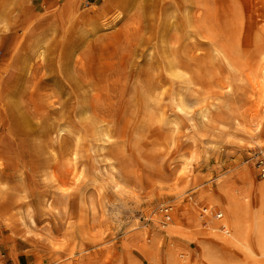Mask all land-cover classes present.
Returning <instances> with one entry per match:
<instances>
[{
    "label": "bare ground",
    "instance_id": "obj_1",
    "mask_svg": "<svg viewBox=\"0 0 264 264\" xmlns=\"http://www.w3.org/2000/svg\"><path fill=\"white\" fill-rule=\"evenodd\" d=\"M80 1L64 0L52 18L65 21L78 10ZM102 2L105 4L101 12L106 15L121 1ZM153 7L156 10L145 31L146 42L159 46L165 64L159 62L157 68L144 64H86L76 52L84 46L88 35L114 26L122 19V14L106 22L99 20V13L84 11L76 19V26L80 25L77 33L81 44L71 50L73 64H60L61 77L57 75L49 85L43 80L31 83L29 76L45 65L36 66L42 59V47L46 41L36 40L30 47L33 64L22 61L25 78H18L22 81L7 97H3L0 91V130H5L10 118L14 119L12 132L7 131L5 139H0V222L13 233L21 232L24 238H43L51 248L60 250L73 234L81 238L92 235L90 220L94 206L89 200L91 196L98 199L111 196L114 201H108L109 205L137 197L143 181L124 161L131 117L138 115L140 120L136 119L145 130L158 131L152 139L145 138L144 142L147 154L160 158L178 151L173 135L179 132L182 121L186 122L183 130L188 131L192 147L203 128L212 132V139L222 136L240 143L242 140L235 134L253 135L262 128L264 111L261 113L256 105L247 119L241 115L220 119V115L223 107H228L223 100L234 93L238 84L250 87L252 97L264 95V0H177ZM6 21L0 17L4 33L12 30ZM87 22L89 26L83 24ZM177 46L183 48V55L175 53ZM147 51L141 53L144 59L151 58ZM116 70L122 77L111 80L110 74ZM223 72L227 75L225 73L226 77L221 78ZM2 82L0 80V90ZM239 85L237 89L241 88ZM117 87H120L121 96H128L124 114L129 112V118L122 126L117 117L118 108L110 102ZM63 96L66 98L62 101ZM13 132L16 133L15 142L8 143ZM20 135L22 139H18ZM195 155L192 149L188 157L178 156L179 165L171 184L149 182H153L159 192L166 191L176 197L179 194L178 181H189L187 174ZM27 159L30 160L29 172L23 165ZM145 163L155 172V177H164L160 166L148 159ZM28 174L39 180L41 190L37 196L33 197L25 188ZM241 178L245 180L247 173ZM259 191L264 197L263 181ZM232 193L231 189L224 191L228 219H222V213L216 212L214 222L202 225L196 220V227L204 228L202 230L213 237L200 246L202 258L212 257L206 250L225 254L244 249L248 256H253L254 250L248 240L252 232L255 246L264 248V223L251 227L248 222L252 202ZM208 200L216 199L210 194ZM73 202L78 218L67 227L60 243L52 242L47 231L43 235L35 232L33 205L42 216H52L60 211L68 212ZM162 212L164 221L160 228L170 235L174 229L172 208L167 206ZM203 213L211 212L205 208ZM179 257L182 259L179 260L173 246L167 248L166 264H189V253Z\"/></svg>",
    "mask_w": 264,
    "mask_h": 264
},
{
    "label": "rangeland",
    "instance_id": "obj_2",
    "mask_svg": "<svg viewBox=\"0 0 264 264\" xmlns=\"http://www.w3.org/2000/svg\"><path fill=\"white\" fill-rule=\"evenodd\" d=\"M22 1L28 2L22 4ZM22 1L2 0L0 2L2 7L0 8V17L7 20L6 22L12 27L10 32L5 33L0 27V80H3L0 91L3 97H7L6 95L12 92L15 85L22 81L18 78L21 76L23 79L25 78L24 68L21 65L33 64L30 47L36 40L46 41L42 47V61L40 60L36 66L45 65L42 70L35 71L29 76L31 83L43 80L44 84L49 85L55 79L54 77L57 75L61 77L60 64H73L71 50L81 44L77 33L80 25L76 26V19L84 11L99 13V20L106 22L117 14H122V19L114 26L105 31L88 35L84 46L76 52L78 56H82L86 64H144L147 67L155 68L159 66V62L165 64L160 56L162 51L158 48L159 46L148 45L146 42L147 26L150 24V16L156 10L154 5L175 3L177 0H120L122 7L120 2L106 15L101 12L105 4L104 2L100 3L101 0L99 4H95L91 0H81L78 2L80 3L77 7L78 10H75L76 12L74 11L65 21L52 18L53 12L64 0L59 2L56 0V4L51 7H48V3L45 4L47 0ZM119 7L120 9H118ZM42 13L44 14L42 15ZM14 17H16L15 20ZM71 20L73 21L71 22ZM83 24L89 26L88 22ZM145 49L148 50L147 54L151 58L144 59L141 53ZM176 49L177 55H183L181 46H177ZM148 73L152 74L151 71ZM225 73L221 74V78L226 77L227 73L226 75ZM110 77L111 80H115L121 78L122 75L116 70L114 74H110ZM238 85L235 87L234 93L228 96L229 98H225V101L223 100V103L228 107H223L220 119L235 115H241L247 119L255 105L261 113L264 111V95L258 94L252 97L250 87L240 84L241 88L237 89ZM120 94V87H117L111 94L110 102L114 104L115 108H118L117 117L122 126L124 121L129 118V112L124 114L128 105L126 100L128 96L124 97ZM65 98L63 96L62 101ZM2 101L5 102L6 99L3 98ZM165 102L168 104V101ZM122 111L123 113H121ZM262 114L263 125L259 132L253 135L235 134L243 143L238 140H226L222 136L212 139L210 138L212 132L203 128L201 135L196 138L195 146L192 147L188 141V131L183 130L186 122L182 121L181 125L183 126L180 125L179 132L173 135L177 146H179L177 147L178 151L174 150L175 152H170L164 158L150 156L146 152L144 141L152 139L158 131L145 130L143 125L140 126L138 115L134 116L139 120L136 119L135 124L133 123L135 127H133L134 118L131 117L129 119L131 124L127 127L126 133L124 161L126 166L136 171L143 181L138 196L127 199L123 203L113 202L114 205L108 204V201H114L111 196H102L99 199L91 196L89 200L93 201L94 211L92 216L90 215L92 230L90 239L73 234L60 250L51 248L49 242L43 238L42 240L35 237L24 238L21 232L13 233L0 222V259L2 258L8 264H166V250L169 246H173L179 260L182 259L179 255L184 256L189 253V264H202L201 261L203 264H264V248L255 246L253 232L248 235L251 248L254 250L253 256H248L244 249H235L233 252L225 254L211 253L206 250L208 254H212V257L202 258L200 246L211 241L213 237L203 231L204 228L196 227V220H199L202 225L214 222L213 214L216 212L222 213V219L224 217L228 219L224 195V191L227 189H231V193L233 190L234 196H244L248 203L252 202L248 216L251 227L261 222L264 223V219H261L264 214V197L259 191L260 184L262 181L264 182L262 176L264 171V112ZM13 121L14 119L10 118L5 130H0V139H5L7 131L12 132ZM142 133L144 134L142 135ZM12 136L7 139L8 143L15 142L16 133ZM18 139H22V136L20 135ZM191 148L195 150L196 155L187 174L189 181L184 182L183 179L178 181L179 194L176 197L166 191L159 192L152 183L163 181L171 184L175 179L174 171L179 165L177 163L178 156L182 154L188 157ZM145 159L160 166L164 177L158 175L155 177V172L145 166ZM171 163H174L173 168L170 167ZM23 165L25 171L29 172L30 160H25ZM241 170L242 172H239ZM244 173H247L245 180L241 178ZM24 185L33 197L37 196L41 190L39 180L31 177L30 174L26 177ZM210 194L216 199L215 201L208 200ZM167 206L172 208L171 222L174 226L173 233L170 235L160 228L164 221L162 209ZM32 208L35 232L40 235L45 234L46 231L49 232L52 242L55 243H60L67 227L78 218L75 202L68 212L60 211L52 216H42L35 205ZM205 208L211 213L204 215Z\"/></svg>",
    "mask_w": 264,
    "mask_h": 264
},
{
    "label": "crops",
    "instance_id": "obj_3",
    "mask_svg": "<svg viewBox=\"0 0 264 264\" xmlns=\"http://www.w3.org/2000/svg\"><path fill=\"white\" fill-rule=\"evenodd\" d=\"M50 1H51V2H50ZM55 1H56V0H47V1L45 2V4L48 3V7H51L52 5L56 4ZM59 1H60V0H58V2H59ZM91 1L94 2L95 4H99V1H100V0H91Z\"/></svg>",
    "mask_w": 264,
    "mask_h": 264
},
{
    "label": "built area",
    "instance_id": "obj_4",
    "mask_svg": "<svg viewBox=\"0 0 264 264\" xmlns=\"http://www.w3.org/2000/svg\"><path fill=\"white\" fill-rule=\"evenodd\" d=\"M262 176L264 177V171L262 172ZM0 264H8L7 262H4L2 258L0 259Z\"/></svg>",
    "mask_w": 264,
    "mask_h": 264
}]
</instances>
